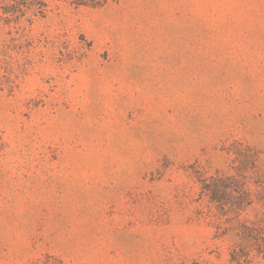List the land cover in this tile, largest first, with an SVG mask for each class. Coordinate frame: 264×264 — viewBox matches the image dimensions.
<instances>
[{"label":"rangeland","instance_id":"1","mask_svg":"<svg viewBox=\"0 0 264 264\" xmlns=\"http://www.w3.org/2000/svg\"><path fill=\"white\" fill-rule=\"evenodd\" d=\"M0 264H264V0H0Z\"/></svg>","mask_w":264,"mask_h":264},{"label":"trees","instance_id":"2","mask_svg":"<svg viewBox=\"0 0 264 264\" xmlns=\"http://www.w3.org/2000/svg\"><path fill=\"white\" fill-rule=\"evenodd\" d=\"M81 3V2H80ZM80 3H78V4H80Z\"/></svg>","mask_w":264,"mask_h":264}]
</instances>
